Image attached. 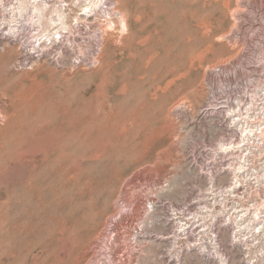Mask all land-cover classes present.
<instances>
[{"label": "rangeland", "instance_id": "rangeland-1", "mask_svg": "<svg viewBox=\"0 0 264 264\" xmlns=\"http://www.w3.org/2000/svg\"><path fill=\"white\" fill-rule=\"evenodd\" d=\"M17 1L23 0H0V19ZM68 1L63 20L54 15L59 0L40 13L26 5L23 12L31 18L20 38L7 40L0 27V264H75L79 254L84 259L77 264H244L246 252L257 256L264 239L256 237L258 243L247 247L253 241L234 238L235 224L217 219L219 208L207 193L210 181L189 167L185 149L186 117L206 99L210 70L248 62L254 10L264 8L263 0H116L107 7L111 11L100 5L84 13L75 0ZM31 52L39 60L16 66ZM21 133L29 136L33 153L21 156ZM92 151H101L104 159H87ZM71 169L80 172L81 185L101 189L90 204L99 214L87 213V202L54 200L57 193L69 194L61 178ZM36 180L46 199L39 217ZM17 187L24 190L15 192ZM7 189L14 197L9 208ZM19 192L24 209L16 202Z\"/></svg>", "mask_w": 264, "mask_h": 264}, {"label": "built area", "instance_id": "built-area-1", "mask_svg": "<svg viewBox=\"0 0 264 264\" xmlns=\"http://www.w3.org/2000/svg\"><path fill=\"white\" fill-rule=\"evenodd\" d=\"M34 1L45 11L51 8V0ZM75 1L80 7L86 0ZM115 1L100 0L99 7L111 11L108 6ZM18 3L4 9L0 19L7 40L20 38L31 18L24 12L16 14ZM69 8L68 0H59V11ZM251 28L254 44L248 62L238 66L231 61L210 70L206 99L193 117H186L185 154L189 167L210 181L208 191L219 208L217 219L238 222L244 234L264 239V37L260 35L264 8L254 10ZM39 58L37 52L24 54L16 66L27 67ZM181 109L190 115L187 106ZM222 179L227 181L220 183ZM263 251L259 248L254 258L246 252L244 264H264Z\"/></svg>", "mask_w": 264, "mask_h": 264}, {"label": "bare ground", "instance_id": "bare-ground-1", "mask_svg": "<svg viewBox=\"0 0 264 264\" xmlns=\"http://www.w3.org/2000/svg\"><path fill=\"white\" fill-rule=\"evenodd\" d=\"M99 3H100V0H86L85 2H83V3H81L80 4V9H81V11H83V13L85 12V11H88V10H90V9H95V8H97V7H99ZM26 5H29V6H31L36 12H43L44 11V7L41 5V4H38V3H36L34 0H23V1H20L19 2V6H18V14L19 15H22V12H23V10H25V8H26ZM113 12V11H112ZM54 15L57 17V18H59L60 20H63L64 19V14L62 13V12H60V11H55L54 12ZM81 15H83V14H81ZM122 19V18H121ZM148 19V18H147ZM53 20H54V18H53ZM153 21V20H152ZM13 22H14V20H13ZM62 23V22H61ZM124 24V23H123ZM124 26V25H123ZM65 27V23H63L62 25H61V29L62 28H64ZM125 27V26H124ZM57 33V32H56ZM106 34V33H105ZM105 36V35H104ZM229 36V35H228ZM54 37V36H53ZM58 38V37H57ZM101 47V46H100ZM99 53V52H98ZM98 55L96 56V57H94V62H98ZM16 112V111H15ZM34 114V113H33ZM101 114H102V112H101ZM15 115V114H14ZM98 115V114H97ZM27 117H29V116H27ZM96 118H97V116H96ZM99 118V117H98ZM103 118H105V115H104V117H103V115H102V118L101 119H103ZM101 119H99V120H101ZM97 120V119H96ZM95 120V121H96ZM22 121V120H21ZM107 120H105V122H106ZM97 122V121H96ZM104 121H103V123H104V125L107 123H105ZM93 123H95V122H93ZM100 123V121H98V124ZM90 124H92V123H90ZM37 125H39V124H37ZM41 125H42V123H41ZM45 125V124H44ZM95 125H97V124H95ZM94 125V126H95ZM40 126V125H39ZM26 127V126H25ZM36 127V126H35ZM38 127V126H37ZM41 127V126H40ZM98 127V126H97ZM96 127V128H97ZM101 127H103V124H102V126ZM30 128V127H29ZM99 129V128H98ZM16 130H18V129H16ZM33 130V129H32ZM43 131H44V129H43ZM96 131V130H95ZM100 131V130H99ZM12 132H13V130H12ZM46 132V131H45ZM102 132V131H101ZM105 132V131H104ZM30 133H31V131H30ZM40 133V135H42L41 134V132H39ZM39 133H38V135H39ZM44 133V132H43ZM19 134V133H18ZM22 134V133H21ZM47 134V133H46ZM99 134H101V133H99ZM23 135V134H22ZM103 135H105V134H103ZM28 137L29 136H27V135H23L22 137H21V139H20V141H19V143H18V147H19V150H20V154H21V156H24L25 154H27V152L30 150V149H28ZM33 137V136H32ZM37 137H39V136H37ZM97 137H99V136H97ZM35 138V137H34ZM44 139V138H43ZM97 139V138H96ZM35 140V139H34ZM91 140H95V139H92L91 138ZM90 140V141H91ZM31 141V140H30ZM39 141H40V139H39ZM38 141V142H39ZM98 141V140H97ZM37 142V141H36ZM99 142V141H98ZM33 143V142H32ZM90 143V142H89ZM104 143V142H103ZM119 143V142H118ZM34 144H35V142H34ZM91 144H93V141H92V143ZM29 145H31V144H29ZM33 145V144H32ZM31 145V146H32ZM36 145V144H35ZM35 145H34V147H35ZM38 145V144H37ZM53 145V144H52ZM90 145V144H89ZM103 145V147H104V144H102ZM30 146V147H31ZM51 146V145H50ZM54 146V145H53ZM92 146V145H91ZM97 146V145H96ZM101 146V145H100ZM100 146L98 147V148H100ZM14 147V146H13ZM94 147V146H93ZM102 147V146H101ZM142 147V146H141ZM38 148V147H37ZM56 148H58V147H56ZM90 148V147H89ZM96 148V147H95ZM143 148H145V147H143ZM32 149V148H31ZM39 149H40V146H39ZM91 149V148H90ZM89 149V150H90ZM93 149V148H92ZM147 149V148H146ZM33 150V149H32ZM66 150V149H65ZM102 150H104L103 148H102ZM148 150V152H149V149H147ZM8 151V150H7ZM35 151H37V150H35ZM47 151V150H46ZM63 151V150H62ZM114 151V150H113ZM29 152H31V151H29ZM28 152V153H29ZM94 154H92L91 156L92 157H88L87 159H89V158H91V160H93V159H101V158H103L104 159V157H102L103 156V153L101 152V151H92ZM136 152H139L140 153V151H136ZM143 152V151H142ZM31 153H33V152H31ZM36 153V152H35ZM34 153V154H35ZM47 153V152H46ZM45 153V154H46ZM58 153H60V152H58ZM34 154H33V156H34ZM52 154V153H51ZM62 154V153H61ZM147 154V153H146ZM19 155V154H18ZM36 155V154H35ZM43 155V154H42ZM64 155V154H63ZM70 155V154H69ZM105 155V157H107V154H104ZM7 156V155H6ZM31 156V155H30ZM58 156V155H57ZM140 156V155H139ZM142 156V155H141ZM62 156H60V158H61ZM65 157V156H64ZM67 157V156H66ZM66 157H65V159H66ZM42 158H45V156L44 157H42ZM72 158V157H71ZM93 158V159H92ZM21 159V158H20ZM55 159V158H54ZM22 160V159H21ZM53 160V159H52ZM56 160H58L57 158H56ZM56 160H54V162L56 161ZM68 160H69V158H68ZM23 161V160H22ZM21 161V162H22ZM26 161H28L29 162V159H26L25 160V162ZM36 161V160H35ZM44 161V160H43ZM42 161V162H43ZM51 161V160H50ZM50 161L49 162H47V163H49L50 164ZM99 161H102V159L101 160H99ZM135 161V160H134ZM18 162V161H17ZM53 162V161H52ZM60 162V161H59ZM62 162V161H61ZM60 162V163H61ZM70 162V161H69ZM57 163V162H56ZM55 163V164H56ZM60 163H57V164H60ZM19 164V163H18ZM30 164V163H29ZM29 164H25V165H29ZM48 164V165H49ZM66 164V163H65ZM90 164V163H89ZM105 164V163H104ZM25 165H23V167H21V168H25L24 166ZM47 165V166H48ZM51 165V164H50ZM49 165V166H50ZM54 165V164H53ZM30 166V165H29ZM29 166H28V168H29ZM33 166H34V164H33ZM42 165H40L39 167H41ZM43 166H45V165H43ZM55 166V165H54ZM111 166V165H110ZM110 166H109V168H110ZM37 167V166H36ZM56 167V166H55ZM64 167V166H63ZM91 167V166H90ZM113 167H115L114 165H113ZM31 168V167H30ZM42 168V167H41ZM59 168V167H58ZM80 168V167H79ZM116 168L117 167H115V170H116ZM27 169V168H26ZM39 169V168H38ZM37 169V170H38ZM46 169V168H45ZM51 169V168H50ZM49 169V171L51 172V170ZM78 169V168H77ZM81 169V168H80ZM107 169H108V167H107ZM111 169V168H110ZM109 169V170H110ZM114 169V168H113ZM112 169V170H113ZM22 170V169H21ZM30 170V169H29ZM28 170V171H29ZM32 170H33V167H32ZM43 170V169H42ZM111 170V171H112ZM114 170V171H115ZM117 170H118V168H117ZM21 172V171H20ZM23 172L25 173V175H27L26 177H28V174H26V172L23 170ZM29 172H32V171H29ZM39 172L40 171H38V174H39ZM59 172V171H58ZM57 172V173H58ZM68 172V171H67ZM65 173L63 176H62V178H61V180H62V184H63V182H64V186L66 187V188H69V194L67 195L66 193H64V194H66L65 196H62L63 198H61V195H60V193H57L56 195H54V197H52V198H54V200L56 199V202L58 201V202H60V203H65L66 201V204L68 203V200L70 199V201H75V203L76 202H78V203H83V202H87V205L89 204V206L87 207V213H92V211H91V209H92V207H91V203H92V201L94 200V198H95V196H97V197H99V195H101V193L102 192H100V190L97 188V187H93V186H87V185H85L84 184V186L83 185H81L82 183H81V181L79 182L78 180H79V173L80 172H77V170L75 169V170H73V169H71L68 173ZM33 173V172H32ZM44 173V172H43ZM95 173V172H94ZM107 173V172H106ZM23 176H25L23 173H21ZM35 174H37V173H35ZM36 175V176H39V175ZM21 175V176H22ZM56 175V174H55ZM54 175V176H55ZM58 175V174H57ZM56 175V176H57ZM30 176V175H29ZM59 176V175H58ZM31 177V176H30ZM30 177H28L29 179H30ZM34 178H36V177H34ZM33 178V179H34ZM38 178V177H37ZM57 178V177H56ZM41 179V178H40ZM35 180V179H34ZM37 181V180H36ZM35 181V185H34V187H36L35 189H36V193H37V200H38V206H37V215H38V217L40 216V212H39V207L45 202V195L43 194V190H41L40 188L41 187H39V186H41L40 185V183H41V181H40V183H38V181L36 182ZM47 181V180H46ZM29 182H31L32 183V181H29ZM53 182V181H52ZM55 182H57V180H55ZM54 182V183H55ZM27 183V182H26ZM25 184V183H24ZM46 184V183H45ZM44 184V185H45ZM47 184H50V183H47ZM26 185H29V184H26ZM43 185V187H45V186H47V185H45L44 186ZM52 185V184H51ZM56 185V184H55ZM49 186V185H48ZM24 187H25V185H24ZM51 187H53V186H51ZM57 187H59V186H57ZM62 187V186H61ZM99 187V186H98ZM10 188V187H9ZM13 188V187H12ZM16 188V187H15ZM23 188V187H22ZM47 187H45V189H46ZM66 188H59L58 190L60 191V189H62V190H64V189H66ZM21 189V188H20ZM20 189H18V187H17V189H15V192L17 191V190H19L20 192H22L24 189H22V190H20ZM48 190L50 189V187H48L47 188ZM12 190H14V189H12ZM47 190V191H48ZM51 190V189H50ZM50 190L48 191V193L50 192ZM206 190V189H205ZM208 190V189H207ZM68 191V190H67ZM19 192V193H20ZM52 192H53V189H52ZM56 192V191H55ZM209 191H207V193H208ZM12 193V192H11ZM11 193H10V191H9V189H7V198H6V205H7V207L9 208L10 207V205L12 204L11 202H12V200L14 199V197L12 198V196H11ZM47 193V194H48ZM68 193V192H67ZM50 194V193H49ZM61 194H63V192L61 193ZM63 194V195H64ZM14 195V194H13ZM34 195H35V193H34ZM52 196V195H51ZM51 198V197H50ZM50 198H49V200L48 201H50ZM52 198H51V201H53L52 200ZM25 198H24V196L22 195V193H20L19 195H17V198H16V202H17V205H18V207H20V208H23L24 207V204H25V200H24ZM103 199V198H102ZM30 201V200H29ZM50 201V202H51ZM70 201H69V203H70ZM15 202V201H14ZM47 202V201H46ZM54 202V201H53ZM56 202H55V204H56ZM57 202V203H58ZM30 203V202H29ZM31 203H34V202H31ZM47 203H49V202H47ZM72 203V202H71ZM15 205V204H14ZM13 205V206H14ZM26 205V204H25ZM34 205H35V203H34ZM53 205H54V203H53ZM58 205V204H57ZM73 205V204H72ZM75 205V204H74ZM81 205V204H80ZM79 205V206H80ZM83 206H84V204H82ZM94 205V204H93ZM12 206V207H13ZM55 206V205H54ZM54 206H52V207H54ZM28 207V206H27ZM47 207V206H46ZM75 207L76 206H74V210L73 211H75ZM84 207H86V206H84ZM16 208V207H15ZM26 208V207H25ZM44 208V207H43ZM56 208H57V206H56ZM77 208V207H76ZM83 207H81V209H82ZM17 209V208H16ZM15 209V210H16ZM24 209V208H23ZM49 209V208H48ZM79 209V208H78ZM80 209V210H81ZM9 210H12V209H9ZM42 210H44V209H42ZM66 210V209H65ZM64 210V211H65ZM70 210H72V208L70 209ZM86 210V209H85ZM85 210L83 211V212H85ZM95 210V209H94ZM20 211V210H19ZM28 211H29V209H28ZM91 211V212H90ZM99 211L100 210H98V209H96V211H93V213H92V215L93 214H95V213H98L99 214ZM12 212V211H11ZM13 212H15V211H13ZM12 212V213H13ZM22 212H24V210L22 211ZM44 212V211H43ZM24 213H26V210H25V212ZM69 214V211L68 212H65V214ZM71 213V212H70ZM76 213V212H75ZM102 213V212H101ZM17 214V213H16ZM15 214V215H16ZM43 214H45V213H43ZM48 214V213H47ZM58 214V213H57ZM61 214H64V213H61ZM64 214V215H65ZM78 214V213H77ZM83 214V213H82ZM88 215V214H87ZM10 216V215H9ZM13 216V215H12ZM11 216V217H12ZM18 216V215H17ZM22 216V215H21ZM48 216V215H47ZM49 216H50V214H49ZM75 216V215H74ZM83 216H85V215H83ZM90 216V215H89ZM37 217V218H38ZM43 217V216H42ZM46 217V216H45ZM55 217V216H54ZM58 218H59V216H57ZM63 217V216H62ZM61 217V218H62ZM94 217V216H93ZM92 217V218H93ZM7 218H8V216H7ZM14 218H16V217H14ZM18 218V217H17ZM21 218H23V217H21ZM48 218V217H47ZM51 218H53V217H51ZM73 218H75V217H73ZM80 218H81V216H80ZM86 218H88V217H86ZM85 218V219H86ZM25 219V218H24ZM33 219V218H32ZM32 219H30V220H32ZM34 219H36V218H34ZM70 219V218H69ZM83 219H84V217H83ZM83 219H81L82 220V223L84 222L83 221ZM84 219V220H85ZM6 220V219H5ZM11 220H13L12 218H11ZM28 220V219H27ZM53 220H55V219H53ZM8 221H9V219H8ZM16 221V220H15ZM19 221V220H18ZM24 221V220H23ZM33 221H35V220H33ZM58 221V220H57ZM56 221V222H57ZM79 222H81L80 220H78ZM149 221V220H148ZM148 221H147V223H148ZM7 222V221H6ZM5 222V225L7 224ZM36 222V221H35ZM54 222V221H53ZM55 222V223H56ZM61 222V221H60ZM70 222H72L71 220H70ZM54 223V224H55ZM81 223V224H82ZM86 223H87V220H86ZM90 223V222H89ZM146 223V224H147ZM150 223V222H149ZM11 224V223H10ZM15 225H16V222L14 223ZM38 224V223H37ZM45 225H46V223H44ZM59 224V223H58ZM57 224V225H58ZM61 224V223H60ZM84 224H85V222H84ZM177 224L178 225H180V220L177 222ZM13 225V224H12ZM56 224L54 225V226H57ZM73 225V224H72ZM71 225V226H72ZM76 225V224H75ZM83 225V224H82ZM81 225V226H82ZM150 225H151V223H150ZM163 225H164V223H163ZM187 225V223H185V224H182L181 225V228L182 227H184V226H186ZM3 226V225H2ZM1 226V227H2ZM23 226H24V222L22 223L21 221H20V225L18 224V228H19V230L21 231V230H23L24 228H23ZM36 226V225H35ZM42 226V225H41ZM44 226V225H43ZM51 226V225H50ZM65 226V225H64ZM87 226H89V225H87ZM85 227V230H86V228H88V227ZM235 226L236 227H238V233H235V235H234V238H236V236H239V238H244L245 239V242L247 243V240L248 239H250V241H253L252 242V244L251 245H248L247 244V247L248 246H252L253 244H257L258 243V241H256L255 240V238H256V236H254V234L253 235H251V236H248V235H246V234H244V231L242 230L243 228H242V225L241 224H238V222L237 223H235ZM15 227V226H14ZM13 227V228H14ZM16 227H17V225H16ZM28 227V226H27ZM53 227V226H52ZM179 227V226H178ZM9 228H10V226H9ZM32 228V227H31ZM40 228H42V227H40ZM56 228V227H55ZM68 228V227H67ZM70 228H72V227H70ZM70 228H68V229H70ZM74 228H75V226H74ZM82 228V227H81ZM133 228V227H132ZM241 228V229H240ZM12 229V228H11ZM36 229H38V228H36ZM54 229V228H53ZM77 229H79V228H77ZM77 229H76V231H77ZM88 229H90V227L88 228ZM135 229V228H134ZM255 229L256 228H254V231H255ZM9 230V229H8ZM40 230V229H39ZM49 230V229H48ZM82 230V229H81ZM129 230V229H128ZM245 230V229H244ZM42 231V230H41ZM53 231V234H54V230H52ZM75 231V232H76ZM79 231V230H78ZM77 231V232H78ZM83 231H84V227H83ZM130 231V230H129ZM128 231V232H129ZM5 232V231H4ZM4 232H2V233H4ZM11 232V231H10ZM14 232V231H13ZM15 232H16V230H15ZM17 232H19V231H17ZM27 232V231H26ZM29 232V231H28ZM33 232V231H32ZM31 232V233H32ZM50 232V231H49ZM67 232V231H66ZM70 232H73V234H75L74 233V231H71L70 230ZM9 233V232H8ZM21 233V232H20ZM25 233V232H24ZM52 233V232H51ZM79 233V232H78ZM78 233L77 234H75V235H77L78 236ZM87 234H88V232H86ZM10 234V233H9ZM33 234V233H32ZM38 234V233H37ZM47 234V233H46ZM63 234H64V229L62 228V227H60V229H59V235L60 236H62V238H63ZM11 235H15V234H13L12 232H11ZM17 235H18V233H17ZM20 235V234H19ZM26 233L25 234H22V235H20V237L21 236H23V237H26ZM38 235H41V233L40 234H38ZM43 235V234H42ZM41 235V236H42ZM89 235H91V234H89ZM94 235V234H93ZM92 235V236H93ZM16 236V235H15ZM14 236V237H15ZM33 236H35V235H33ZM50 236V235H49ZM77 236H74V237H76V240H77ZM80 236V235H79ZM14 237H12V238H14ZM36 237V236H35ZM84 237V236H83ZM5 238V237H4ZM3 238V239H4ZM10 238H11V236H10ZM19 238V237H18ZM33 238V237H32ZM31 238V239H32ZM46 238V237H45ZM45 238L43 237V239L45 240ZM53 238V237H52ZM58 238V237H57ZM73 238V237H72ZM87 238V237H86ZM260 238V237H259ZM80 239V238H79ZM88 239V238H87ZM94 239H95V236H94ZM94 239H90V240H94ZM97 239V238H96ZM9 240V239H8ZM13 240V239H12ZM15 240V239H14ZM23 240V239H22ZM27 240V239H26ZM30 240V238L28 239V241ZM48 240V239H47ZM59 240V239H58ZM58 240H54V241H58ZM89 240V239H88ZM116 240V239H115ZM126 240V239H125ZM261 240V239H260ZM32 241V240H31ZM46 241V240H45ZM48 241H50V240H48ZM63 241V240H62ZM78 241V240H77ZM85 241H87V240H85ZM5 242V241H4ZM13 242V241H12ZM12 242H10V244L12 243ZM17 242V241H16ZM21 242V241H20ZM36 242V241H35ZM61 242V241H60ZM89 242V241H88ZM94 242H95V240H94ZM125 242V241H124ZM23 243V242H22ZM47 243V242H46ZM62 243V242H61ZM66 243H68V242H66ZM66 243H65V245H66ZM84 243H86V242H84ZM93 243V242H92ZM9 244V245H10ZM14 244V243H13ZM40 244H41V241H40ZM118 244V243H117ZM22 245V244H21ZM27 245V244H26ZM52 245H53V243H52ZM78 245V244H77ZM86 245H88V244H86ZM24 246V245H23ZM45 246V245H44ZM43 246V247H44ZM60 246H62V244L60 245ZM73 246H75V245H72L71 247H73ZM80 246V245H79ZM82 246H83V243H82ZM85 246V245H84ZM93 246V245H92ZM95 246H96V244H95ZM5 247H7V246H5ZM26 247H29V245L28 246H25V248ZM52 247V246H51ZM81 247V246H80ZM127 247V246H126ZM10 248V247H9ZM31 248V247H30ZM60 248V247H59ZM76 248H77V246H76ZM82 248V247H81ZM84 248V247H83ZM82 248V249H83ZM94 248V247H93ZM97 248V247H96ZM7 249V248H6ZM5 249V250H6ZM26 249H28V248H26ZM41 249V248H40ZM61 249V248H60ZM87 249V248H86ZM9 250V249H8ZM33 251H34V249H32ZM54 250V249H53ZM52 250V251H53ZM58 250V249H57ZM63 250V249H62ZM62 250H61V252H62ZM89 250V249H88ZM123 250V249H122ZM121 250V251H122ZM18 251H19V249H18ZM52 251H50V252H52ZM56 251V250H55ZM90 251V250H89ZM89 251H87V252H89ZM93 251H95V250H93ZM23 252H25V250L23 251ZM49 252V253H50ZM91 252V251H90ZM107 252H109V251H107ZM125 252V251H124ZM70 253V252H69ZM96 253V252H95ZM104 253H106V252H104ZM127 253V252H126ZM46 254V253H45ZM61 254V253H60ZM73 254V253H72ZM75 254V253H74ZM92 254H94V252L92 253ZM97 254V253H96ZM125 254V253H124ZM219 254V252L217 253V257H219L220 258V254ZM43 255V254H42ZM50 255V254H49ZM48 255V256H49ZM88 255V254H87ZM130 255V254H129ZM29 256V255H28ZM55 256V255H54ZM107 256H108V254H107ZM111 256H113V254H111ZM117 256V255H116ZM128 256V255H127ZM127 256H126V258H127ZM27 257V256H26ZM50 257V256H49ZM53 257V256H52ZM56 257H58V256H56ZM61 257H62V255H61ZM91 257H94V256H91ZM96 257V256H95ZM110 257V256H109ZM55 258V257H54ZM67 258V257H66ZM65 258V259H66ZM111 258V257H110ZM124 258V257H123ZM25 259H27V258H25ZM34 259V258H33ZM43 259V258H42ZM53 259V258H52ZM68 259V258H67ZM84 258H83V255H78L77 256V258L75 259L76 261H75V264H77V263H79L80 261H82ZM87 259H91L90 257L89 258H87ZM96 259V258H95ZM113 259H114V257H113ZM129 259V258H128ZM21 260H23L24 261V259H21ZM20 260V261H21ZM37 260V259H36ZM54 260V259H53ZM72 260V259H71ZM112 260V259H111ZM114 260H116V259H114ZM127 260V259H126ZM18 263H19V261L18 260H16ZM38 261H39V259H38ZM45 261V260H44ZM44 261H42V262H44ZM56 261H58L57 259H56ZM87 261V260H86ZM89 261V260H88ZM87 261V262H88ZM91 261V260H90ZM106 261H107V259H106ZM109 261V260H108ZM125 261V260H124ZM128 261V260H127ZM50 262V261H49ZM48 262V263H49ZM55 262V261H54ZM53 262V263H54ZM64 262V261H63ZM83 262V261H82ZM81 262V263H82ZM86 262V263H87ZM111 261H109V263H110ZM129 262V261H128ZM18 263H16V264H18ZM23 262H21V264H22ZM34 263V262H33ZM71 263V262H70ZM85 263V262H84ZM47 264V263H46ZM55 264V263H54ZM68 264V263H67ZM90 264H92V263H90Z\"/></svg>", "mask_w": 264, "mask_h": 264}]
</instances>
